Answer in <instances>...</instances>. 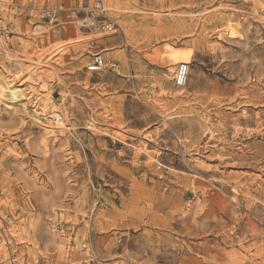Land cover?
<instances>
[{
	"label": "rangeland",
	"instance_id": "rangeland-1",
	"mask_svg": "<svg viewBox=\"0 0 264 264\" xmlns=\"http://www.w3.org/2000/svg\"><path fill=\"white\" fill-rule=\"evenodd\" d=\"M4 79L0 264H264V0H0Z\"/></svg>",
	"mask_w": 264,
	"mask_h": 264
},
{
	"label": "built area",
	"instance_id": "built-area-1",
	"mask_svg": "<svg viewBox=\"0 0 264 264\" xmlns=\"http://www.w3.org/2000/svg\"><path fill=\"white\" fill-rule=\"evenodd\" d=\"M96 10L99 15H102L104 17L107 16V11L103 7V3L101 1L97 2ZM91 26H93V28L97 30L113 31L119 25L117 23L107 24L106 22L104 23V21H101V22H93ZM86 69L87 72L90 73H100L107 69L112 71L113 73L120 74L119 66L113 60L105 58V56L101 53H95L91 57V60L87 63ZM188 74H189V65L184 63L180 64L173 78L174 87L184 88L187 84ZM87 128L88 130H91L94 128V125L91 123L87 126Z\"/></svg>",
	"mask_w": 264,
	"mask_h": 264
},
{
	"label": "bare ground",
	"instance_id": "bare-ground-1",
	"mask_svg": "<svg viewBox=\"0 0 264 264\" xmlns=\"http://www.w3.org/2000/svg\"><path fill=\"white\" fill-rule=\"evenodd\" d=\"M4 81H5V79H4ZM0 95H2V96H8L12 100H14V99H16L18 97H21L22 96V93L20 92V90L18 88H16V85H13V84L8 83V82L5 81V83L3 85H0ZM52 116H53L52 118L54 119L53 124H55V125L56 124L62 125V118H61L60 115L53 114Z\"/></svg>",
	"mask_w": 264,
	"mask_h": 264
},
{
	"label": "crops",
	"instance_id": "crops-1",
	"mask_svg": "<svg viewBox=\"0 0 264 264\" xmlns=\"http://www.w3.org/2000/svg\"><path fill=\"white\" fill-rule=\"evenodd\" d=\"M109 59H111V60H112V58H109Z\"/></svg>",
	"mask_w": 264,
	"mask_h": 264
}]
</instances>
